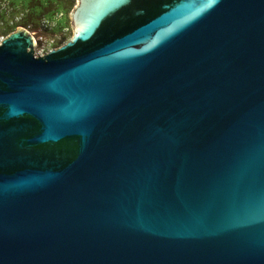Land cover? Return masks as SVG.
Masks as SVG:
<instances>
[{
    "label": "water",
    "instance_id": "water-1",
    "mask_svg": "<svg viewBox=\"0 0 264 264\" xmlns=\"http://www.w3.org/2000/svg\"><path fill=\"white\" fill-rule=\"evenodd\" d=\"M0 43V264H264V0H78Z\"/></svg>",
    "mask_w": 264,
    "mask_h": 264
},
{
    "label": "rangeland",
    "instance_id": "rangeland-1",
    "mask_svg": "<svg viewBox=\"0 0 264 264\" xmlns=\"http://www.w3.org/2000/svg\"><path fill=\"white\" fill-rule=\"evenodd\" d=\"M78 0H0V41L17 29L36 39V56L68 43L74 34L71 13Z\"/></svg>",
    "mask_w": 264,
    "mask_h": 264
},
{
    "label": "built area",
    "instance_id": "built-area-1",
    "mask_svg": "<svg viewBox=\"0 0 264 264\" xmlns=\"http://www.w3.org/2000/svg\"><path fill=\"white\" fill-rule=\"evenodd\" d=\"M3 40H4V39H3ZM3 40H2V41H3ZM35 40H36V39H35ZM0 43H1V41H0ZM36 46H37V44H36Z\"/></svg>",
    "mask_w": 264,
    "mask_h": 264
}]
</instances>
